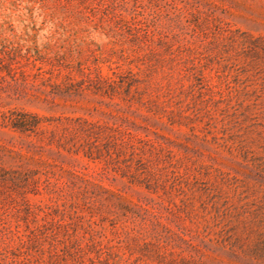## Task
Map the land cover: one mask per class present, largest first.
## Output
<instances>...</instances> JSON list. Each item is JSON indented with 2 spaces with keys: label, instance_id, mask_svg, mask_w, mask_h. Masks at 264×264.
I'll use <instances>...</instances> for the list:
<instances>
[{
  "label": "rangeland",
  "instance_id": "374dc122",
  "mask_svg": "<svg viewBox=\"0 0 264 264\" xmlns=\"http://www.w3.org/2000/svg\"><path fill=\"white\" fill-rule=\"evenodd\" d=\"M0 264H264V0H0Z\"/></svg>",
  "mask_w": 264,
  "mask_h": 264
},
{
  "label": "trees",
  "instance_id": "16d2710c",
  "mask_svg": "<svg viewBox=\"0 0 264 264\" xmlns=\"http://www.w3.org/2000/svg\"><path fill=\"white\" fill-rule=\"evenodd\" d=\"M16 126H18V125H16Z\"/></svg>",
  "mask_w": 264,
  "mask_h": 264
}]
</instances>
